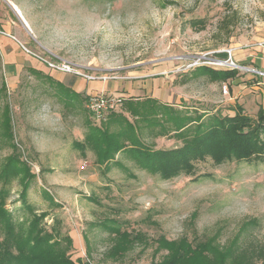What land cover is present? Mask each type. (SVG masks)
Wrapping results in <instances>:
<instances>
[{"label":"rangeland","instance_id":"374dc122","mask_svg":"<svg viewBox=\"0 0 264 264\" xmlns=\"http://www.w3.org/2000/svg\"><path fill=\"white\" fill-rule=\"evenodd\" d=\"M198 19L203 28L192 24ZM0 29L22 40L26 64L44 68L12 73L0 46V174L15 147L31 171L0 180L17 222L32 218L24 196L34 213L48 212V225L61 219L83 264H155L167 253L157 250L162 236L264 242V162L207 158L195 161V175L162 179L129 151L103 163L77 145L104 126L129 146L124 131L133 125L144 147L174 148L237 108L255 116L264 108V70L252 59L264 41V0H0ZM76 79L87 84L79 94ZM93 96L113 101L103 119L88 108ZM109 226L145 242L112 257Z\"/></svg>","mask_w":264,"mask_h":264},{"label":"trees","instance_id":"16d2710c","mask_svg":"<svg viewBox=\"0 0 264 264\" xmlns=\"http://www.w3.org/2000/svg\"><path fill=\"white\" fill-rule=\"evenodd\" d=\"M192 24L203 28L205 20L198 19ZM134 105L129 103L126 111L135 114ZM7 114L6 122L9 124L11 118L9 112ZM182 126L184 125H180ZM132 127L133 125H128L124 131L129 134L126 138L132 141L129 146L122 143V131L109 132L104 126H92L86 137L87 145H77L82 150L87 147L94 150L99 160L101 159L99 162L103 163L115 159L114 155L121 150L129 151L139 159L143 168L154 171L162 179L182 173L195 175V161L207 158H211L216 164L231 160L264 162L263 107L259 108L255 116L247 114L241 107L236 109L234 115H222L209 123H200L189 141L174 148L150 150L142 145ZM8 134L12 138L10 128ZM24 162L15 147L6 158L0 180L9 181L8 176L12 171L30 177V168ZM209 176L204 173L197 179ZM5 186L0 188V264H83L80 258L74 259L72 256L74 241L70 234L62 233L61 219L54 217L53 222L48 225L45 221L48 212L34 213V206L24 196L22 202L28 213L32 212V218L17 222L7 207L10 189ZM52 202L59 206L56 201ZM109 227L115 234L114 244L109 252L112 257L121 256L139 240L145 242L141 233ZM157 242V250L165 249L167 253L155 264H264V242L259 240L250 239L243 243L238 236L226 244H217L213 239L197 241L182 236L170 240L162 236Z\"/></svg>","mask_w":264,"mask_h":264},{"label":"crops","instance_id":"0c3cea01","mask_svg":"<svg viewBox=\"0 0 264 264\" xmlns=\"http://www.w3.org/2000/svg\"><path fill=\"white\" fill-rule=\"evenodd\" d=\"M11 35H14V34H11ZM11 35H0V46L3 48L2 54L6 58L5 65L8 67V70L11 71L12 73L22 72L24 69V66L28 67L26 68L28 70H31L32 67L40 69V70L44 69L42 65L37 63L36 61H32L30 65L26 64V59L32 60L30 59L31 57H28L26 54H24L23 51L19 50V47H22L21 46L22 40L18 38L17 36L13 37ZM258 48L259 49H258L257 56L253 57L252 59L256 65H258L261 69L264 70V48H261V47H258ZM86 85L87 84H85L82 80L76 79L74 86H72V89L77 93H81L85 91ZM102 86H103L102 82L101 83L96 82V85L94 87L99 88Z\"/></svg>","mask_w":264,"mask_h":264},{"label":"built area","instance_id":"2783aa9c","mask_svg":"<svg viewBox=\"0 0 264 264\" xmlns=\"http://www.w3.org/2000/svg\"><path fill=\"white\" fill-rule=\"evenodd\" d=\"M0 35H10L7 32H5L4 30L0 29ZM260 46L264 48V41L260 43ZM50 66L53 67L56 70L59 71H64V72H74L75 74H78L84 78H86L87 80H94L98 77L90 75L87 72H83V71H79L76 70L74 68L71 67V65H69L68 63H52L49 62ZM260 72V71H258ZM104 80H106L104 78ZM226 90V88H225ZM113 101L110 99H107L105 97L102 96H93L90 98V100L88 101V108H91V111L94 113V117L96 119H103L105 114L109 111L110 108H112L113 106Z\"/></svg>","mask_w":264,"mask_h":264},{"label":"bare ground","instance_id":"6f19581e","mask_svg":"<svg viewBox=\"0 0 264 264\" xmlns=\"http://www.w3.org/2000/svg\"><path fill=\"white\" fill-rule=\"evenodd\" d=\"M17 11H20V10L17 9Z\"/></svg>","mask_w":264,"mask_h":264}]
</instances>
